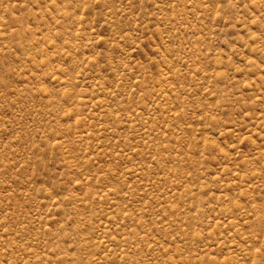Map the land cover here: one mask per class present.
I'll return each instance as SVG.
<instances>
[{"label":"rangeland","instance_id":"obj_1","mask_svg":"<svg viewBox=\"0 0 264 264\" xmlns=\"http://www.w3.org/2000/svg\"><path fill=\"white\" fill-rule=\"evenodd\" d=\"M0 264H264V0H0Z\"/></svg>","mask_w":264,"mask_h":264}]
</instances>
